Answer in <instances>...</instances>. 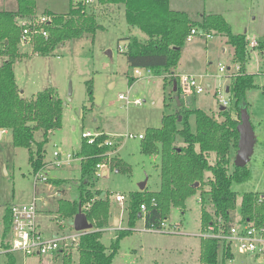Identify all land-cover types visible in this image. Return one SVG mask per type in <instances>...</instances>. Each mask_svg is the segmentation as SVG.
Here are the masks:
<instances>
[{
    "label": "rangeland",
    "instance_id": "374dc122",
    "mask_svg": "<svg viewBox=\"0 0 264 264\" xmlns=\"http://www.w3.org/2000/svg\"><path fill=\"white\" fill-rule=\"evenodd\" d=\"M201 1L172 0V7H181L195 14ZM36 3L37 14L47 13L48 10L64 14L69 12L71 6V0H36ZM206 3L205 11L222 14L231 25L233 33L246 34L247 39L254 38L258 42L249 49L245 64L246 71L254 75L256 84L247 91V108L256 137L254 152L247 164L250 176L245 181L234 182L232 185L237 193L236 219L241 220L243 194L264 193V0H206ZM86 6L102 26L95 34L86 33L67 40L50 54L34 52L33 44L36 39L33 44L19 45L21 55L14 62V69L21 95L32 99L39 91L51 88L62 98L64 109L62 127L50 131L48 142L44 146V161L47 164L42 173L48 176L45 181L35 180L29 161V149L13 145L11 130L4 132L0 139V264H7L6 253L11 252L3 245L10 237V232L6 233L4 230V216L9 205L29 202L36 193L41 210V230L48 237L71 231L74 217H63L58 213L59 198L52 197L57 186L50 184L51 188H44L45 182L55 181L53 176H57V183L62 184L61 189H66L61 198L73 200L79 197V187L83 180L81 162L85 160L78 157L83 131H89L93 135L105 132L116 142V148L108 149L110 154L102 156L101 163L106 164L104 169L98 174L100 168L96 165L89 179L91 190L99 189L103 193L101 197L109 199L113 217L123 219L121 227L113 229V219H110L109 224L102 228V242L108 249L120 230L132 229L131 234L120 239L114 263L202 264L201 193L208 189V185L187 198L184 207L172 208L165 221V230L148 229L144 217L138 219L135 227L128 226L131 194L140 191L144 181L148 191H158L161 186V156L144 154L141 150L142 139L138 134L150 127H160L164 114L176 112L181 107L202 108L221 119L219 112L224 106L220 101L221 97L229 99V104L225 107L236 115L235 98L231 92L226 91L227 84H231L234 77L233 71L239 73L233 47L225 41V35L210 33L212 38L207 39L208 32L200 30L193 41L184 44L181 59L174 72L157 74L140 69L141 73L137 75L135 69L130 68L125 51H120L119 47L124 46L126 38L132 36L145 41L147 34L139 27L128 24L124 4L113 6L93 0ZM15 7L16 0H0V9ZM260 45H263L262 49ZM5 61L6 56L0 55V66ZM220 66H224L226 70L220 71ZM180 73L196 75L205 87L202 93L189 98L182 97V106L175 99L177 92L173 90L175 76L172 75ZM130 75L136 77L133 83ZM166 76L168 84L164 89ZM89 80L92 82L93 100L88 93ZM111 82H114L113 85ZM208 83L212 85L211 88L207 87ZM170 93L172 100L169 98ZM121 94L126 98H120ZM165 95L170 107L165 106ZM135 100H140L141 104H135ZM190 123L195 130L194 115L190 117ZM129 134L134 137H129ZM43 138V129L35 131L33 150H36L37 143ZM59 148L64 153L76 155L78 159L67 164H54L53 152ZM236 152V149H232L230 172L233 170ZM114 159L123 160L125 168H113ZM210 159L212 163L215 162V153L211 154ZM104 171L107 173L104 174ZM209 175L207 172L206 179ZM118 193L127 198L123 205L114 198ZM204 197L208 199L209 194L205 192ZM208 209L213 212L211 204ZM231 251L234 257L225 258L226 249L220 245V264H264L259 258L241 252L235 243L232 244ZM11 253L17 264H62V257L56 254L38 257L26 256L19 251ZM74 258L78 260L79 252H74Z\"/></svg>",
    "mask_w": 264,
    "mask_h": 264
},
{
    "label": "trees",
    "instance_id": "16d2710c",
    "mask_svg": "<svg viewBox=\"0 0 264 264\" xmlns=\"http://www.w3.org/2000/svg\"><path fill=\"white\" fill-rule=\"evenodd\" d=\"M101 3L124 4L126 20L129 25L137 26L144 31L148 38L145 41L136 36L126 38L128 49L125 55L130 68L144 69L153 73H172L178 66L182 48L187 42V36L192 28L208 33H220L227 37V42L234 48V61L239 64V73L232 79L229 86L235 98L236 115L232 110H221V119L215 118L204 109L180 108L176 112L166 113L160 127H150L144 131L141 150L147 155L161 156L160 177L161 186L158 191L140 190L130 196L128 211V226L133 228L142 211L141 205H146L142 217L147 228H160L173 207H184L187 198L203 186L202 214L203 229L222 216L225 230L228 231L236 222L235 210L237 193L232 189L234 182H243L250 176L247 166L237 167L233 162L230 172L232 149L238 148L241 122V109L247 107V91L256 86L255 77L246 71L248 59V39L246 34H235L231 25L222 14H204L201 20H193L188 13L174 10L170 0H98ZM36 0H16L15 9H0V55L6 56V61L0 66V130H11L15 147L29 149V161L34 173L45 166V149L50 131L62 127L64 102L62 98L47 88L39 91L32 99L21 95L17 84L14 62L20 57L21 29L17 24L18 16H30L36 13ZM87 4L79 0H71L67 13H47L53 15V20L47 26L49 35L39 36L33 44L37 54H50L59 44L78 38L86 33L95 34L102 28L97 17L88 12ZM263 48V45H260ZM136 77L130 75L133 83ZM168 84L165 77L164 89ZM88 93L93 100L91 80L87 81ZM177 95L181 97L179 87ZM169 98L172 100V93ZM165 106L169 107L168 97L164 98ZM194 115L196 129L193 130L190 117ZM181 116V119H180ZM43 129L44 138L37 143L36 150L32 149L35 141V131ZM108 137L102 133L96 143L88 144L84 139L78 152L83 177L79 187V197L76 200L60 199L58 213L63 217L72 218L80 209L86 213L94 228L81 236L79 244V261L73 263L71 255L63 257V264H115L114 256L119 248V241L132 233V229L120 230L110 249L102 242V228L108 225L110 218V201L103 198L101 190H91L90 177L92 170L103 160V154L108 147L102 142ZM178 142H182L180 145ZM215 153L212 163L210 156ZM113 168L121 170L125 162L114 159ZM126 165V164H125ZM210 175L207 176L206 173ZM199 183L198 186L196 184ZM209 198L204 197V193ZM259 193L246 192L243 194L241 214L243 219L257 218L264 221V202H256ZM264 194V193H263ZM155 200L156 204L153 203ZM88 203L89 208H85ZM213 206L210 212L209 205ZM4 230L10 231V206L4 216ZM9 248V242L3 244ZM7 264H17L11 252H7ZM220 244L215 238H202V264H220ZM233 255L226 250L225 258Z\"/></svg>",
    "mask_w": 264,
    "mask_h": 264
},
{
    "label": "built area",
    "instance_id": "2783aa9c",
    "mask_svg": "<svg viewBox=\"0 0 264 264\" xmlns=\"http://www.w3.org/2000/svg\"><path fill=\"white\" fill-rule=\"evenodd\" d=\"M84 3L89 4L93 0H82ZM17 24L21 29L20 43L22 44H33V40L39 36L47 37L49 35L47 26L52 23L53 15L43 12L41 14L34 13L30 16H18ZM199 29L192 28L187 36V41L193 40V38L199 33ZM206 38H212L210 33L206 34ZM258 42L254 38L248 39V50L255 47ZM120 51H126L128 49V43L124 46H120ZM239 69V67L237 68ZM224 66H220V71H225ZM141 73L140 69H135V74L139 75ZM233 76L238 73L233 71ZM178 82L179 91L181 97L189 98L192 95L199 94L205 91V87L196 75L188 73L172 74ZM219 90H217L218 92ZM120 98H126L123 94ZM220 101L224 106L229 104V99L221 97ZM129 103V101H127ZM135 104H141L140 100H135ZM5 130H2L4 132ZM102 134V133H101ZM101 134L93 135L91 132L83 131L82 138L88 144L96 143L98 137ZM129 137H134V135L129 134ZM138 137L142 139L144 137V132L138 134ZM103 145L107 146L108 149L116 148V142L113 138L107 137L103 142ZM110 151H106L103 155H109ZM55 161L54 164H67L70 163L78 157L71 153H64L59 148L53 152ZM105 163H98L97 167L100 168V172L104 169ZM43 169V168H42ZM42 169L34 173L35 180H47V174L42 173ZM97 174V175H98ZM115 200L123 205L127 200L124 194H116L114 196ZM258 204L264 202V194L259 193L256 199ZM153 203L156 204L155 200ZM88 204L85 208H89ZM142 214L146 210V205H141ZM10 237H9V248L11 252L19 251L26 256H38L43 257L48 254H70L74 252H79V244L81 236L87 233V230L78 231L74 228L72 222L71 231L68 233H63L60 235H46L44 231L41 230L39 221V207L38 198L35 193L33 198L26 203L12 204L10 205ZM74 221V219H73ZM166 221V220H165ZM163 221L160 228H148L151 230L161 231L166 229V222ZM225 222L222 216H218L213 222L208 224L206 228L202 231V238H215L219 241L220 245H223L224 250H229L232 252V244H237L239 250L243 253H249L252 256L259 258L261 262L264 263V221H258L257 218L253 219H242L237 220L235 224L228 230H225Z\"/></svg>",
    "mask_w": 264,
    "mask_h": 264
},
{
    "label": "water",
    "instance_id": "95a60500",
    "mask_svg": "<svg viewBox=\"0 0 264 264\" xmlns=\"http://www.w3.org/2000/svg\"><path fill=\"white\" fill-rule=\"evenodd\" d=\"M178 90V82L174 81V91ZM229 88H227V92ZM178 105L181 106V98L179 95L175 96ZM225 109L224 106L221 107V110ZM181 119V116H180ZM238 131L240 134L238 148L236 156L234 158V165L237 167H245L251 159V156L254 152V145L256 142V137L254 129L250 119V113L247 107L241 109V122L238 125ZM1 133V132H0ZM199 183L196 184L198 186ZM146 186V181L141 183V190H144ZM142 212L139 213V218L142 217ZM74 228L78 231L81 230H91L94 227V224L89 221L85 212L82 209L74 216Z\"/></svg>",
    "mask_w": 264,
    "mask_h": 264
},
{
    "label": "crops",
    "instance_id": "0c3cea01",
    "mask_svg": "<svg viewBox=\"0 0 264 264\" xmlns=\"http://www.w3.org/2000/svg\"><path fill=\"white\" fill-rule=\"evenodd\" d=\"M207 5V3H206V0H202L201 2H199V6H198V9H197V11H196V13L195 14H193L192 12H190L189 10H187V9H181V7H172V0H170V7L172 8V9H174V10H181V11H185L186 13H188V15L190 16V18L191 19H193V20H201V18H202V16L204 15V14H212V13H216V11H211V12H206L205 11V7H206V5ZM111 5H113V6H117V4H111ZM111 10H113L112 8H111ZM48 11H51V10H48ZM51 12H53V11H51ZM53 13H55V12H53ZM216 14H218V13H216ZM226 37V36H225ZM210 39V38H209ZM191 41H193V40H191ZM225 41L227 42V37L225 38ZM126 43V42H125ZM228 43V42H227ZM230 45V44H229ZM232 46V45H231ZM233 47V46H232ZM225 50V49H224ZM233 51H234V48H233ZM175 72H177V70H175ZM179 73V72H178ZM113 83L114 82H111V85H113ZM232 83V82H231ZM229 86H230V84H227V86H226V91H227V88H229ZM207 87L208 88H211L212 87V85L210 84V83H208L207 84ZM173 90H174V83H173ZM175 92V91H174ZM229 92V91H228ZM169 102V101H168ZM182 103V102H181ZM170 106H171V104H170ZM169 106V107H170ZM181 106H182V104H181ZM185 109H192V108H190L189 106H187ZM202 109V108H201ZM5 131L4 132H6L7 130L6 129H4ZM0 139L1 138H3V133L4 132H2L1 130H0ZM142 132H144V131H142ZM105 133V132H104ZM108 137H110L109 135H108ZM212 154V153H211ZM47 164V163H46ZM46 164H45V166H46ZM44 166V167H45ZM117 170H119V169H117ZM107 172L106 171H104V174H106ZM54 178L53 179H55V181H52V182H50V181H48V182H45L46 184V186H45V188H44V190H46L47 188H51L50 186V184H53L54 186H57V190L56 191H54V193H52V197L53 198H55V197H58L59 199H58V201H60V199H64V198H61V195H62V193L63 194H65L66 193V189H64V188H62L61 189V185L62 184H60V183H57L58 182V180L59 179H56L57 178V176H53ZM50 185V186H49ZM145 188H146V186H145ZM35 195V194H34ZM37 195V194H36ZM37 198H38V196H37ZM69 200V199H68ZM71 200V199H70ZM73 200H76V199H73ZM72 201V200H71ZM10 206V205H9ZM58 206H59V204H58ZM40 209H39V216H40ZM57 211H58V209H57ZM143 216V215H142ZM110 219H113V229H115V227H121V222H122V218L120 219V218H118L117 216H114L113 217V214H112V212H111V203H110V218H109V220ZM237 220V219H236ZM39 221H40V219H39ZM127 222H128V220H127ZM109 224V223H108ZM40 227H41V223H40ZM88 231V230H87ZM103 232V231H102ZM108 248V247H107ZM201 254V253H200ZM231 254L233 255V253L231 252ZM64 255H66V254H57V256H61L62 257V264H63V257H64ZM69 255H71V260H72V262L73 263H77L78 261H79V258H78V260H76L75 258H74V253H70ZM56 256V257H57ZM234 257V256H233ZM232 257V258H233Z\"/></svg>",
    "mask_w": 264,
    "mask_h": 264
},
{
    "label": "bare ground",
    "instance_id": "6f19581e",
    "mask_svg": "<svg viewBox=\"0 0 264 264\" xmlns=\"http://www.w3.org/2000/svg\"><path fill=\"white\" fill-rule=\"evenodd\" d=\"M176 80V79H175ZM225 107V106H224ZM81 158V157H80Z\"/></svg>",
    "mask_w": 264,
    "mask_h": 264
}]
</instances>
